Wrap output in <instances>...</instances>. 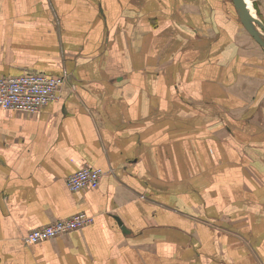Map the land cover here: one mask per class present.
I'll return each mask as SVG.
<instances>
[{"label": "crops", "instance_id": "0c3cea01", "mask_svg": "<svg viewBox=\"0 0 264 264\" xmlns=\"http://www.w3.org/2000/svg\"><path fill=\"white\" fill-rule=\"evenodd\" d=\"M32 75L67 79L0 107V264H264V49L232 0H0V80Z\"/></svg>", "mask_w": 264, "mask_h": 264}, {"label": "built area", "instance_id": "2783aa9c", "mask_svg": "<svg viewBox=\"0 0 264 264\" xmlns=\"http://www.w3.org/2000/svg\"><path fill=\"white\" fill-rule=\"evenodd\" d=\"M67 77L32 75L8 77L0 80V107L27 115H37L51 102L60 97ZM105 173L85 166L67 178L70 191L97 189ZM94 218L84 213L59 220L45 227L37 228L24 237L26 245H36L71 234L91 225Z\"/></svg>", "mask_w": 264, "mask_h": 264}, {"label": "water", "instance_id": "95a60500", "mask_svg": "<svg viewBox=\"0 0 264 264\" xmlns=\"http://www.w3.org/2000/svg\"><path fill=\"white\" fill-rule=\"evenodd\" d=\"M240 20L246 31L254 38V40L264 49V25L260 20L255 18L246 0H232ZM120 226L125 232L126 228L120 219H117Z\"/></svg>", "mask_w": 264, "mask_h": 264}, {"label": "rangeland", "instance_id": "374dc122", "mask_svg": "<svg viewBox=\"0 0 264 264\" xmlns=\"http://www.w3.org/2000/svg\"><path fill=\"white\" fill-rule=\"evenodd\" d=\"M159 66H161L162 69H164V64L160 63ZM192 97H194V99H196L195 95H191ZM197 100V99H196Z\"/></svg>", "mask_w": 264, "mask_h": 264}]
</instances>
